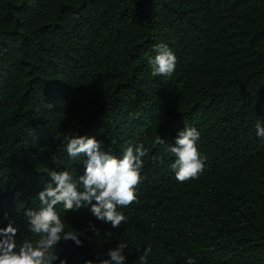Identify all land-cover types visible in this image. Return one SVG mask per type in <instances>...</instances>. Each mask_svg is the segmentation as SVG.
<instances>
[{
    "label": "trees",
    "instance_id": "trees-1",
    "mask_svg": "<svg viewBox=\"0 0 264 264\" xmlns=\"http://www.w3.org/2000/svg\"><path fill=\"white\" fill-rule=\"evenodd\" d=\"M157 42L178 57L171 77L150 75L146 53ZM257 120L264 0H0V227L15 221L19 239L32 238L24 210L38 207L47 168L82 172L66 159L65 134L95 136L116 155L137 142L149 149L127 225L113 229L85 209L66 214V230L85 232L81 247L58 244L68 264L119 241L128 264H140L136 249L148 245V264H264ZM184 124L200 131L207 166L177 184L172 158L152 141L174 142Z\"/></svg>",
    "mask_w": 264,
    "mask_h": 264
},
{
    "label": "clouds",
    "instance_id": "clouds-1",
    "mask_svg": "<svg viewBox=\"0 0 264 264\" xmlns=\"http://www.w3.org/2000/svg\"><path fill=\"white\" fill-rule=\"evenodd\" d=\"M151 53H146L150 75L171 77L178 65L173 49L167 43L157 42L152 45ZM254 129L256 138L264 141V120H257ZM200 139L201 133L195 126L184 124L174 142L166 144L159 134L152 141L153 147L159 146L172 158L168 167L177 184L198 180L204 173L207 157L199 150ZM62 146L66 159L80 165L82 172L74 177L67 168H47L44 187L36 194L38 207L24 210L32 238L20 240L15 221L0 227V264H68L66 258H60L58 244L72 241L81 247V237L85 235L75 228L66 230L65 217L69 211L76 213L85 209L95 220L119 229L128 223L124 210L139 203L142 170L149 155L144 143L127 144L116 155L104 150L95 136L67 133L62 138ZM52 159L56 164V157ZM156 159L164 163L163 156ZM88 230L96 231L91 221ZM126 249L129 250L128 242L119 241L114 248L97 252L84 264H128ZM136 250L140 264H148L152 246ZM186 264H196V261L187 257Z\"/></svg>",
    "mask_w": 264,
    "mask_h": 264
}]
</instances>
